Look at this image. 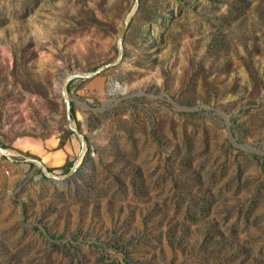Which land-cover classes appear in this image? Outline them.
<instances>
[{
  "label": "rangeland",
  "instance_id": "374dc122",
  "mask_svg": "<svg viewBox=\"0 0 264 264\" xmlns=\"http://www.w3.org/2000/svg\"><path fill=\"white\" fill-rule=\"evenodd\" d=\"M0 145V264H264V0H0Z\"/></svg>",
  "mask_w": 264,
  "mask_h": 264
},
{
  "label": "water",
  "instance_id": "95a60500",
  "mask_svg": "<svg viewBox=\"0 0 264 264\" xmlns=\"http://www.w3.org/2000/svg\"><path fill=\"white\" fill-rule=\"evenodd\" d=\"M126 25V23H125ZM124 25V26H125ZM124 28V27H123ZM123 30V29H122ZM119 49L121 50V46L119 47ZM119 59V58H118ZM118 59L112 61L111 63H108L106 65H103L102 67L98 68L97 70L93 71V72H89V73H77V74H70L68 76H66V78L64 79L63 81V87H62V92L65 96V105H66V114H67V120H68V124L71 128L72 127V119H71V108H70V100L66 97L65 95V85L68 81H70L72 78L74 77H92L100 72H102L103 70L107 69L110 65H112L114 62L118 61ZM74 129V128H73ZM0 152L3 153V154H6V149L3 148L1 145H0ZM41 166L43 167V164L40 163ZM73 173V170H71L69 172V174L66 176V178L68 176H70L71 174Z\"/></svg>",
  "mask_w": 264,
  "mask_h": 264
},
{
  "label": "trees",
  "instance_id": "16d2710c",
  "mask_svg": "<svg viewBox=\"0 0 264 264\" xmlns=\"http://www.w3.org/2000/svg\"><path fill=\"white\" fill-rule=\"evenodd\" d=\"M72 112V111H71Z\"/></svg>",
  "mask_w": 264,
  "mask_h": 264
}]
</instances>
